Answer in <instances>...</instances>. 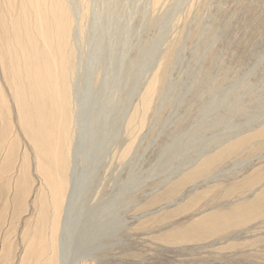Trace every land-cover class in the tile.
<instances>
[{"label": "bare ground", "instance_id": "6f19581e", "mask_svg": "<svg viewBox=\"0 0 264 264\" xmlns=\"http://www.w3.org/2000/svg\"><path fill=\"white\" fill-rule=\"evenodd\" d=\"M193 1L190 0L188 2V9L193 7ZM75 2L74 0H0V182L4 184L12 173L16 174V179L11 181L14 188H16L13 209L17 211L18 219L21 214L26 213L28 210V198L33 194L35 199L32 205L34 217L33 219L30 218L32 220L29 221L27 226L24 225L26 229L24 233L22 232L24 250L22 257L19 259L20 264H98L103 256L101 252L108 249H104L106 244L103 241L108 239L111 241L110 250H113L115 243L113 240L118 234L114 226L115 221L107 220L108 216H101L98 211L94 212V215H86L89 211L86 208L95 207L93 199L101 189V183L99 182L105 180L104 174L111 169V165L124 160L130 154L133 146L140 141L141 136L139 134L149 123L147 116L155 112L154 99L164 92L166 70L172 61L173 45L172 38L169 37L164 40L161 48L155 49L156 46H154V51L161 49L157 52L155 59H153L154 64H152L149 56L150 59L148 58V61L150 60L151 62L147 63L146 61L141 63L139 68L134 67L135 82L133 84H129V79L124 74H121L126 80L123 82L128 85L125 88L127 87L131 91V98L129 99L128 97L130 91L126 92V107L122 112L123 118L119 119V121H122L119 124V132L117 136L114 132L113 142L108 148V154L104 157L102 163L98 165L99 168L96 167V180L93 182L95 184L91 188L88 187L87 191L81 190V192L77 193L79 185L77 178L83 155L82 146L79 147V126L76 132L78 116H80L78 107L80 93L78 90L80 92L81 90L83 91L84 87L82 85L86 80H89V83L92 82L94 87L99 78L100 68H102L101 58L104 52L103 63H105L104 68L107 66V69L98 88L101 92L105 91V86L110 81H107L110 59L106 60V58L112 54L107 57L105 55L107 38L103 42L104 45H102L105 51L101 52V31L97 27L92 28L90 46L93 47L92 52L94 55L92 54V60H87L85 56L84 59L79 61V78L78 82L75 83L76 52L79 50V46L86 43L84 38L85 19L93 12L94 17L91 19L96 20L98 12H100L101 7L105 8L107 1L75 0ZM139 2L141 4L143 0ZM145 2H147L145 3L147 6H144L148 8L145 12H147L149 22H152L156 17L154 11L163 0H146ZM136 5L138 7L139 3ZM137 10L135 8L133 12L130 11L132 17L138 16L137 14L140 11L137 12ZM171 15H176L175 9L171 11ZM182 15V12L178 13L175 18L167 23V26L173 30L181 20ZM105 16L112 20L113 12L108 11ZM144 17L145 19L141 18V20L147 19L146 14H144ZM119 37L117 41L115 40L116 43L120 41L119 39L122 36ZM126 38L124 36L121 41ZM126 41L125 43L130 42V40ZM125 43L122 44L125 45ZM129 47L132 49V46L129 45ZM127 53L129 54L130 52ZM123 56L126 57L125 59L123 57L125 64L128 63V55ZM78 57L80 56L78 55ZM119 58L121 59V57ZM124 61L119 65L116 61L118 66L115 69L113 68L114 73L116 72L120 75V66ZM128 65L130 64L128 63ZM130 66L133 69L132 63ZM121 67L125 68V70L128 68V66L126 68L124 65ZM132 72L133 70L129 74ZM118 74L117 77L119 76ZM138 75L139 78L137 80ZM81 78L83 79L80 86L82 89H79L77 86ZM118 79L119 82L122 81L121 77ZM123 82L121 83L122 85H124ZM242 87L244 89L245 86L242 85ZM122 91H126V89H122ZM101 96L105 98L104 93L99 98ZM235 97L238 99L237 96ZM75 98L77 99V107ZM99 98L97 96L96 105H99ZM182 102L180 101V104ZM166 105L170 107L169 104ZM224 105L226 106V104ZM217 106L219 108L220 104ZM180 107L183 108V105ZM102 110L95 111L91 122L99 121L101 117L105 127H107ZM242 110H245V107L238 109L239 112ZM180 116L178 117L180 118ZM178 117L177 119H179ZM213 119L222 120L219 115H215ZM202 121L204 120L202 119ZM203 123L204 125L198 128L197 132H195L196 134L201 130V133H206L209 121L205 120ZM234 124L237 126L242 125V123L237 121ZM99 131H104L100 125ZM194 131L196 130H193V133ZM90 137L92 140L95 138L93 129ZM186 142L189 143L188 141ZM187 143L182 144L181 141V145L176 146V149L174 148L175 151H171V155H175L173 158L182 159L181 155L184 152V148L187 147L192 150L182 159L183 162L178 164L179 168L171 172V177L165 181L155 180L156 182L152 185L154 186L153 190L159 188L164 190L160 191L161 193L157 195V198L153 197L155 202L149 204L148 201L149 205L152 206L154 203L163 200L164 202H174L173 204L178 206L174 211L182 210L187 213L191 209L197 208V205L218 187L221 188L228 177H234L247 169V167H253L254 165L252 164L254 163L251 162V159L246 158L244 160L245 158L242 155L245 153L256 154L258 160L264 156L262 153L264 151V118L261 121L246 122L244 127L231 130V132L217 134L201 148L192 144L187 146ZM89 155L91 156V153ZM101 168L104 173L102 180L99 181ZM260 168L262 169L255 170L253 168L254 172L241 182L233 183L230 187H224L221 199H231L235 195H243L245 191L255 186H262L264 167ZM130 185H133V183ZM149 190H152V188ZM216 192L212 194L214 200L219 195ZM137 198L129 200L130 203ZM176 198H180L181 201L177 203L178 200H175ZM91 201L93 205H89ZM234 201L232 202L233 207L231 206L227 210L217 208L218 210L215 209V211L190 223L187 228H176L168 233L165 232L156 237L155 240L164 245L183 247L190 243L213 239L221 232L226 231L229 233L228 230L230 229L246 226L250 221L264 217V187L261 193L248 200V202L246 201L240 205L242 199L238 198V202L236 201L239 204ZM182 203L184 204L180 205ZM8 206L6 205L5 209ZM164 208L161 207V209ZM136 213L134 212L135 215L138 214ZM172 214L174 215V213ZM136 226H140V224ZM124 228L128 229L127 227ZM134 228L137 227H133L129 231L135 230ZM85 235L88 238H85ZM234 239L237 240V238ZM71 242L80 244H78L77 248L72 249ZM65 243L67 244L66 248ZM234 245H232L233 248ZM226 249L228 248L226 247ZM10 251L9 249L8 252Z\"/></svg>", "mask_w": 264, "mask_h": 264}, {"label": "rangeland", "instance_id": "374dc122", "mask_svg": "<svg viewBox=\"0 0 264 264\" xmlns=\"http://www.w3.org/2000/svg\"><path fill=\"white\" fill-rule=\"evenodd\" d=\"M105 1L109 2H106L105 8L101 7L96 20L91 19L94 17L93 12L85 19L84 38L86 43L79 46V50L76 52L75 83L78 82L79 78V61L84 59L85 56L87 60H92L94 55L92 52L93 47L90 46L92 28L97 27L101 31V46L104 45L103 42H105L106 38L108 40L106 41L107 44L105 43L106 47L104 46L107 49L105 52L106 57L109 54H112V57L117 56L115 58L111 56L105 57L106 60L110 59L109 63L111 64L108 63V65L114 66H111V68L109 66L107 81H110L106 84L104 92H101L98 88L107 69V66L104 68L105 63H103V51H105L103 46L101 47V52H103L101 58L102 68H100L98 81L93 87L92 82L90 84L89 80H86L82 85L84 87L83 91L81 90L80 92L78 90L80 93V102H78L80 116H78L76 132L79 126V147L82 146L83 155L77 178V183L79 184L77 193L81 192V190L87 191L88 187L91 188L95 184L93 182L96 180V167L102 163L104 157L108 154V148L113 142L114 132L116 136L119 132V124L122 122L119 119L123 118L122 112L126 107V92L130 91L127 88V83L123 82L126 80L121 74H124L129 79V84H133L135 82L134 67L139 68L141 63L146 61L147 63L151 62L150 60L148 61L149 56L152 64H154L153 59H155L157 52L161 49L158 51L154 50L161 48L164 40L169 37L172 38L173 52L172 61L166 70L164 94L162 93L154 99L155 112L147 116L149 123L140 132V141L133 146L130 154L124 160L111 165V169L109 168L110 170L104 174L105 180L103 182L101 180L104 170L101 168L102 171L99 178L101 189L93 199L95 207L86 208V210H89L86 215H94V212L97 211L101 213V216L107 215V220L115 221L114 226L116 231H118L113 240L115 242L113 250H110L111 241L109 239L103 241L106 244L104 249L108 248L109 250L105 251L102 249L104 250L101 252L103 256L98 264H264V217L250 221L246 226L230 229L231 231L228 230L229 233L226 231L221 232L213 239L190 243L183 247L164 245L155 240L156 237L165 232L168 233L176 228H187L190 223L215 211V209L227 210L231 208L233 200H235L236 204H239L237 203L238 198L242 199L241 205L261 193L264 187V180L262 186L248 189V191H245L246 194L235 195L231 199H221L224 187H230L233 183L241 182L254 172L253 168L255 170L262 169L260 167H264V156L258 160L256 154H243L244 160L250 158L254 166L247 167V169L234 177H228L221 188L218 187L206 199L202 200L197 205V208H193L187 213L182 210L174 211L178 208L177 205L173 204L174 202H164L163 200L154 203L152 206L149 205L155 202L154 198H157V195L161 193L160 191L164 190L163 188L157 189L158 191L153 190L154 186L152 185L156 182L155 180L165 181L171 177V172L178 169V164L183 162L182 159L186 154L192 151L186 147L183 149L182 159L173 158L175 155H171V153L175 151L174 148L176 149V146L178 147L181 141L182 144L188 141L187 146L192 144L201 148L217 134L231 132V130L244 127L246 122L261 121L264 118V0H194L191 9L187 7L190 0H163L156 7L154 11L156 17L152 22H149L147 12H145L148 10L145 4L147 3L145 2L146 0H143L141 4L140 0ZM138 3V7L137 5L135 6ZM135 8L136 10L139 8L137 12L140 11L138 14L136 13L138 15L135 17L136 19L130 14V11L133 12ZM174 9L176 15L180 12L183 15L177 26L171 30L167 23L175 18L176 15H171V11ZM108 11L113 12L112 20L105 16ZM144 14L147 16L146 20H144ZM141 18L144 19L141 20ZM126 35L130 38L131 43L127 42L129 40H127ZM119 36H122L121 39L125 36L126 39L122 40L123 42L119 39L120 41L116 43ZM110 37L111 39H109ZM110 40H112L111 43ZM120 42L125 43V45ZM128 43L132 46V49L129 47L130 50ZM116 44L118 46H113ZM120 45L121 47L119 48ZM154 46H156L155 49ZM118 48L119 53L117 52ZM127 52L130 53L128 54ZM126 53L129 57L127 58L129 60L128 63L130 65L132 63L133 69L128 63H126L127 65L125 64L124 59L126 57L123 55L127 56ZM121 54L123 55L120 56ZM116 61L118 65L124 61V64L122 63L124 67L127 68L128 66L125 70V68L121 67L123 66L121 64L120 71L123 73L119 71L120 75L113 72L115 67L117 68L118 66ZM128 69L129 72L132 70L133 72L129 74ZM117 74L119 75L118 77ZM120 77L121 79L123 77L122 81L120 80L121 82L118 79ZM82 78L77 86L79 89H82L80 87ZM138 78L139 75L137 80ZM122 82L124 85L121 84ZM126 85L127 87L125 88ZM242 85L245 86L244 89L247 86L246 91L242 89ZM122 89H126V91H122ZM102 93L105 94V98L104 96L99 98ZM166 94L168 95L166 96ZM128 95L130 99L131 91ZM97 96L99 105L95 104ZM235 98L237 99L236 102ZM76 101L77 99L75 103ZM180 101L183 102L180 104ZM85 102L87 103L85 104ZM166 104H169L170 107ZM219 104L220 106L217 108ZM181 105H183V108L180 107ZM238 106L239 108L245 107V110L239 112ZM97 110H102L107 127H105L99 114V121L91 122ZM215 115L221 116L222 120H214ZM205 120L209 121L208 126L206 125L208 127L206 135L201 133L202 130L196 134L195 132L201 125H204L203 122ZM173 121L175 122L173 123ZM236 121L242 123V125H235ZM79 123L82 125L80 124V126ZM99 125L103 128V132L99 131ZM113 128L114 130L111 131ZM92 129L95 137L93 140L90 137ZM193 130L196 131L193 133ZM90 153L91 156L89 155ZM262 153L264 154V151ZM242 156L241 159L243 160ZM255 156L256 158H254ZM12 179H16V174L12 173L6 183L0 182V264H20L19 259L22 257L24 250L22 235L25 232V226L34 217L32 205L35 199L32 194L28 198L29 207L27 212L21 214L18 219V213L13 209L16 188L12 185ZM132 183L133 185H130ZM140 184L142 185L139 186ZM150 188L152 190H149ZM215 192L217 195L219 194L216 200H214L212 195ZM135 197L138 198L130 203L129 200H133ZM175 200H178L177 203L181 201L180 198ZM93 202L91 201L89 205H93ZM130 204H133V207ZM6 205L8 208L5 209ZM143 206H145V211ZM161 207L165 208L161 209ZM134 212L138 214L136 213L137 215H135ZM160 219L162 222H160ZM137 224H140V226H136ZM133 227H137L134 228L135 230H131L135 233L129 231ZM126 232H128V236ZM84 237L88 238L86 235ZM234 238H237V240ZM71 243L72 249L77 248L78 244H80ZM233 244H235L234 248L232 247ZM66 246L67 244L65 248ZM9 249L11 254L8 252ZM66 254L69 253L66 252Z\"/></svg>", "mask_w": 264, "mask_h": 264}]
</instances>
